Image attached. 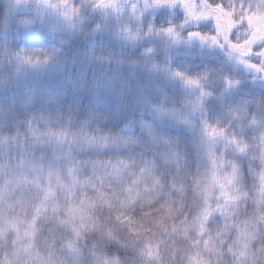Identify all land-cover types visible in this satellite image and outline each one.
<instances>
[{"label": "clouds", "instance_id": "clouds-1", "mask_svg": "<svg viewBox=\"0 0 264 264\" xmlns=\"http://www.w3.org/2000/svg\"><path fill=\"white\" fill-rule=\"evenodd\" d=\"M0 264H264V0H0Z\"/></svg>", "mask_w": 264, "mask_h": 264}]
</instances>
